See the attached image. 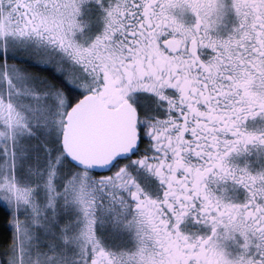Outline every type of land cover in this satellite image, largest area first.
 <instances>
[{"label":"snow or ice","instance_id":"1","mask_svg":"<svg viewBox=\"0 0 264 264\" xmlns=\"http://www.w3.org/2000/svg\"><path fill=\"white\" fill-rule=\"evenodd\" d=\"M0 264H264V0H0Z\"/></svg>","mask_w":264,"mask_h":264}]
</instances>
